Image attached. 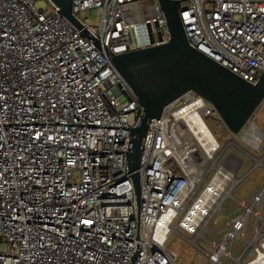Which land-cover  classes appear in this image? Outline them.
<instances>
[{
  "label": "built area",
  "instance_id": "built-area-1",
  "mask_svg": "<svg viewBox=\"0 0 264 264\" xmlns=\"http://www.w3.org/2000/svg\"><path fill=\"white\" fill-rule=\"evenodd\" d=\"M47 1L0 0V264H177L168 247L177 235L209 264H264V180L235 193L264 172L254 116L233 133L192 91L167 104L141 142L138 198L126 158L136 95ZM92 9L94 22L84 18ZM72 14L114 54L170 38L158 0H73ZM179 16L189 45L256 83L264 0H179ZM221 213L228 229L209 240ZM237 236L244 246L234 255Z\"/></svg>",
  "mask_w": 264,
  "mask_h": 264
},
{
  "label": "water",
  "instance_id": "water-1",
  "mask_svg": "<svg viewBox=\"0 0 264 264\" xmlns=\"http://www.w3.org/2000/svg\"><path fill=\"white\" fill-rule=\"evenodd\" d=\"M50 1L58 9L53 15L60 13L78 29L79 35L74 38L84 36L110 61L136 95L141 115L138 126L131 129L126 158L138 198L139 174L136 170L141 142L149 121L159 118L167 104L192 91L210 101L229 131L238 133L264 101V71L256 83H250L189 45L179 16V0H158L170 32L166 43L116 54L111 53L72 14L73 0Z\"/></svg>",
  "mask_w": 264,
  "mask_h": 264
},
{
  "label": "rangeland",
  "instance_id": "rangeland-1",
  "mask_svg": "<svg viewBox=\"0 0 264 264\" xmlns=\"http://www.w3.org/2000/svg\"><path fill=\"white\" fill-rule=\"evenodd\" d=\"M48 4L47 0H36L35 7L37 8H45ZM84 18L94 22L99 18L98 12L95 9L87 10L84 14ZM255 122L257 123L258 127L263 131L264 133V101L260 104V106L255 110L254 114ZM216 134H218V137L221 138V143L226 147L224 150L235 152L236 155L239 157H242V153L239 151V148H237L233 143H227L226 137L223 132L218 131L215 129ZM237 142L242 144V141L240 139L237 140ZM244 159V156H243ZM248 165L246 168L244 167L241 169L239 174L244 173L250 164V160H246ZM256 178V179H254ZM264 180V172L263 171H255L252 173L249 177H247L241 184L237 186V189L235 191L236 195H251L253 192H255L261 183ZM232 203L227 202L225 205L230 206ZM240 212V209L238 208L236 211L231 213L229 217H233L236 213ZM262 213L264 214V202L262 207ZM225 216H227L226 213H221L220 217H217L214 219V223L212 224V229L210 233L206 234V237L211 239H217L218 237L222 236L228 229V227H225L223 223L225 222ZM251 223V220H250ZM217 226V227H215ZM251 234V228L249 227L247 229L246 235L250 236ZM202 246L205 248V250L210 251L211 247L209 244H207L205 241L203 242ZM244 244L239 236L236 237L234 241V247L232 253L234 255L238 254L239 251L243 248ZM168 247L175 251L177 254L176 263L177 264H209L207 262V257L197 250L196 247L192 246L191 243L184 238L183 236L177 235L173 236L169 243ZM224 264H230V260L228 258L223 259Z\"/></svg>",
  "mask_w": 264,
  "mask_h": 264
}]
</instances>
